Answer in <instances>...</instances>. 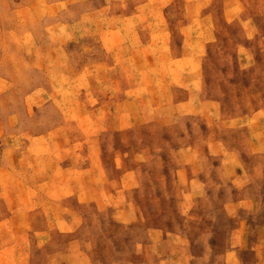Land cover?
Returning <instances> with one entry per match:
<instances>
[{"label":"crops","instance_id":"crops-1","mask_svg":"<svg viewBox=\"0 0 264 264\" xmlns=\"http://www.w3.org/2000/svg\"><path fill=\"white\" fill-rule=\"evenodd\" d=\"M17 6L10 24L0 16V130L26 121L35 131L0 153V264H83L88 209H129L116 199L129 192L132 171L116 162L131 160L132 143H148L130 141L132 129L171 128L199 106L209 128L219 108L220 126L254 117L257 109L238 107L225 115L224 93L215 97L212 85L227 83L233 97L244 68L264 65V0ZM4 96L23 101L5 105ZM22 146L32 149L26 159Z\"/></svg>","mask_w":264,"mask_h":264},{"label":"rangeland","instance_id":"rangeland-1","mask_svg":"<svg viewBox=\"0 0 264 264\" xmlns=\"http://www.w3.org/2000/svg\"><path fill=\"white\" fill-rule=\"evenodd\" d=\"M20 2L24 0H0L5 26L15 16V7L22 8L17 6ZM39 13L36 7L37 18ZM248 67L244 68V80L238 82L242 89L233 97L229 98L233 92L227 83L216 79L212 85L215 97L224 93L225 115L229 111L234 114L236 107L244 112L257 109L253 118L244 120L245 125L220 126L223 114L220 116L219 108L218 118L209 128L199 106L190 118L183 114L171 128H148L142 135L132 129L130 141L144 136L148 143H132L131 160L116 162L132 171L126 183L129 192L116 199L129 209L124 216L109 205L88 209L89 224L83 227L88 248L78 262L264 264V72H260L264 65L254 74ZM195 83L201 91L202 82ZM22 101L17 96L3 97L5 105ZM68 116L73 118V114ZM42 121L46 123L45 118ZM22 125L0 130V153L8 143L15 150L16 137L24 140L35 131L33 124L25 121ZM21 149L23 158L32 150L28 146ZM6 164L0 156V167ZM246 199L253 205H247Z\"/></svg>","mask_w":264,"mask_h":264}]
</instances>
